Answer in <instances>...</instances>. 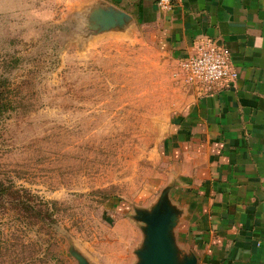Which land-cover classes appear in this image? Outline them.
<instances>
[{"label": "rangeland", "instance_id": "rangeland-1", "mask_svg": "<svg viewBox=\"0 0 264 264\" xmlns=\"http://www.w3.org/2000/svg\"><path fill=\"white\" fill-rule=\"evenodd\" d=\"M95 5L0 0V179L50 207L0 215V264H135L138 216L173 184L163 150L188 84L156 27L96 33Z\"/></svg>", "mask_w": 264, "mask_h": 264}, {"label": "crops", "instance_id": "crops-1", "mask_svg": "<svg viewBox=\"0 0 264 264\" xmlns=\"http://www.w3.org/2000/svg\"><path fill=\"white\" fill-rule=\"evenodd\" d=\"M102 1L156 27L173 60L202 40L228 50L238 79L188 85L165 141L174 236L197 264H264V0Z\"/></svg>", "mask_w": 264, "mask_h": 264}, {"label": "water", "instance_id": "water-1", "mask_svg": "<svg viewBox=\"0 0 264 264\" xmlns=\"http://www.w3.org/2000/svg\"><path fill=\"white\" fill-rule=\"evenodd\" d=\"M135 17L105 1H98L89 12L88 27L96 33L121 32L135 23ZM138 218L145 223L143 245L137 250L139 261L135 264H197L194 254L181 255L176 244L174 228L178 213L165 190L150 211ZM79 264H91L84 256L74 253Z\"/></svg>", "mask_w": 264, "mask_h": 264}, {"label": "built area", "instance_id": "built-area-1", "mask_svg": "<svg viewBox=\"0 0 264 264\" xmlns=\"http://www.w3.org/2000/svg\"><path fill=\"white\" fill-rule=\"evenodd\" d=\"M158 4L164 10L172 8L171 0H160ZM175 61L174 76L203 92L212 90L216 84L235 82L239 77L228 50L211 40L198 42L189 55Z\"/></svg>", "mask_w": 264, "mask_h": 264}, {"label": "trees", "instance_id": "trees-1", "mask_svg": "<svg viewBox=\"0 0 264 264\" xmlns=\"http://www.w3.org/2000/svg\"><path fill=\"white\" fill-rule=\"evenodd\" d=\"M7 93L5 84L0 83V101L5 102ZM3 108L6 107H2L1 110ZM9 210L23 213L28 218L41 216L46 221L50 207L48 202L40 200L36 194L27 188L17 186L13 182L6 184L0 179V215L8 213Z\"/></svg>", "mask_w": 264, "mask_h": 264}]
</instances>
